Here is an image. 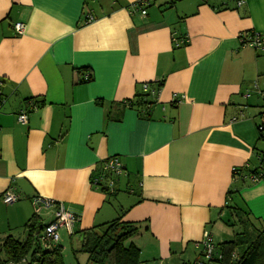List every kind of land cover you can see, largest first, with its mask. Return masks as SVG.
<instances>
[{
	"label": "crops",
	"instance_id": "crops-1",
	"mask_svg": "<svg viewBox=\"0 0 264 264\" xmlns=\"http://www.w3.org/2000/svg\"><path fill=\"white\" fill-rule=\"evenodd\" d=\"M139 1L0 0V239H26L38 195L78 216L64 264H95L83 232L119 217L139 225V264L202 260L205 231L235 234L228 200L264 225V175L251 179L264 169V50L240 39L264 35V0H152L146 14ZM110 156L125 166L115 192L92 184Z\"/></svg>",
	"mask_w": 264,
	"mask_h": 264
},
{
	"label": "trees",
	"instance_id": "trees-1",
	"mask_svg": "<svg viewBox=\"0 0 264 264\" xmlns=\"http://www.w3.org/2000/svg\"><path fill=\"white\" fill-rule=\"evenodd\" d=\"M175 1L171 0V3ZM92 76L91 74L87 79L80 81L89 82ZM149 96L150 92L143 91L136 94L134 99H130L129 103L138 109H143L150 101ZM144 117H147L146 114ZM111 118L120 119L116 115ZM233 193L229 192V194ZM226 207L230 216L224 219V222L239 229L232 239L216 243L213 264H264V225H258L251 212L240 206L228 203ZM46 223L40 215L33 213L25 225L27 229L25 240L20 241L12 235L0 239V264L19 262L23 259L28 261L27 264H64L60 244L53 249H45L40 243V234ZM138 230V223L123 221L121 217L116 218L97 228L85 230L82 250L89 254V259L95 264H139L140 248L134 243L128 244ZM195 263L196 261L183 264Z\"/></svg>",
	"mask_w": 264,
	"mask_h": 264
},
{
	"label": "built area",
	"instance_id": "built-area-1",
	"mask_svg": "<svg viewBox=\"0 0 264 264\" xmlns=\"http://www.w3.org/2000/svg\"><path fill=\"white\" fill-rule=\"evenodd\" d=\"M152 0H140L137 4V7L141 9L142 14H146V7L151 4ZM245 3V0H237V5L241 6ZM87 21L93 20L94 16L92 14H87ZM15 30L19 34H23L25 31V24L23 22L15 23ZM240 39L243 44L250 45L252 47L264 50V35L257 32L250 33H241ZM143 91L150 92V84H143ZM156 90H152L154 92ZM264 95V93H262ZM4 101L1 98L0 91V106ZM263 113H264V103H263ZM17 119L20 123H27L28 121V112L26 109L22 110ZM259 130L262 135H264V123L259 125ZM237 171V169H234ZM125 174V166L121 162L118 156L107 157L102 161V168L99 173H97L93 179L92 184L96 189L103 190L105 192H115V185L120 176ZM264 175V169L258 170L256 173L251 175L253 181L259 179ZM19 198V195L13 191L12 188L7 189L2 194L3 202L7 204L15 203ZM228 204V201H227ZM33 205L35 208V214L40 215L41 209H50L53 214V218L46 223L41 234H40V243L45 249H53L60 244L61 232L63 230H69L71 224L78 220V216L66 209L65 205L61 201H57L51 198L36 196L33 198ZM203 246V258L202 260L196 261L195 264H213L212 258L216 250V243L212 234L209 231H205L203 239L201 241ZM28 261L23 259L19 262H10L9 264H27Z\"/></svg>",
	"mask_w": 264,
	"mask_h": 264
},
{
	"label": "rangeland",
	"instance_id": "rangeland-1",
	"mask_svg": "<svg viewBox=\"0 0 264 264\" xmlns=\"http://www.w3.org/2000/svg\"><path fill=\"white\" fill-rule=\"evenodd\" d=\"M238 227L237 226H235V227H230V230L232 231H238ZM220 231H221V229H217V233L219 234V235H221V233H220ZM218 234L216 235V237H215V241L216 242H221L222 240H225V239H227V238H232L233 237V234H231V235H229V232H227L226 233V235L224 236V237H219L218 236ZM222 236V235H221ZM74 242H75V240H74ZM69 260H71L72 261V263L73 264H77V259L75 258V254H73V253H71V257L69 258Z\"/></svg>",
	"mask_w": 264,
	"mask_h": 264
}]
</instances>
